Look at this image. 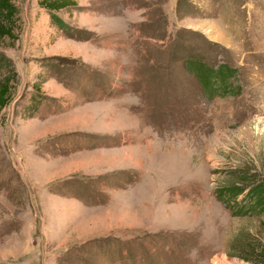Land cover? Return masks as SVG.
Masks as SVG:
<instances>
[{
	"label": "rangeland",
	"instance_id": "374dc122",
	"mask_svg": "<svg viewBox=\"0 0 264 264\" xmlns=\"http://www.w3.org/2000/svg\"><path fill=\"white\" fill-rule=\"evenodd\" d=\"M18 5L0 264H254L228 247L264 237V212L218 192L264 179V0H77L61 16L83 38ZM196 62L235 72L210 96ZM40 79L55 100L24 118Z\"/></svg>",
	"mask_w": 264,
	"mask_h": 264
},
{
	"label": "trees",
	"instance_id": "16d2710c",
	"mask_svg": "<svg viewBox=\"0 0 264 264\" xmlns=\"http://www.w3.org/2000/svg\"><path fill=\"white\" fill-rule=\"evenodd\" d=\"M39 5L49 15L52 24L58 30L65 32L67 36H80V38L86 36L79 35L78 32L83 31L68 23L61 16V12L75 8L77 0H39ZM20 18L18 0H0V44L6 41L12 44L16 43L19 39ZM49 65L52 66V62L47 60L45 66ZM188 66L193 69L194 74L201 77L200 80L210 92V96L215 94L216 89L226 88L227 79L235 72L234 68L226 65L210 68L196 62L194 65L188 63ZM45 81V79H40L33 83L32 90L26 96V102L22 106L24 118L28 119L39 115L43 106L54 99L42 90ZM17 82L18 71L13 60L0 50V115L12 102L16 94ZM246 184L249 186H244ZM218 195L234 215L264 212V179L243 180L242 185L237 184L232 187L225 185L219 190ZM240 195L245 196L246 206L238 201ZM234 242L229 244V255L241 257L254 264H264V237L257 238L256 236L255 238L253 234L247 233L242 240ZM117 246L119 248L117 253L124 254L125 251H129V247L124 249L122 241H119Z\"/></svg>",
	"mask_w": 264,
	"mask_h": 264
}]
</instances>
